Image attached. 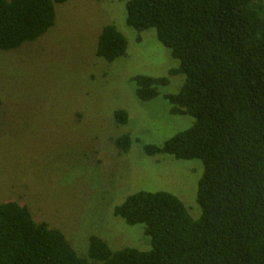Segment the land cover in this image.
<instances>
[{"label": "trees", "instance_id": "16d2710c", "mask_svg": "<svg viewBox=\"0 0 264 264\" xmlns=\"http://www.w3.org/2000/svg\"><path fill=\"white\" fill-rule=\"evenodd\" d=\"M69 1L0 0V51L44 36L55 24V5ZM125 25L137 33L154 29L178 62L168 73L179 78L177 92L164 99L172 114L194 122L143 152L201 162L200 218L171 194L137 191L113 207V216L143 225L150 248L114 252L90 236L81 257L60 230L7 201L0 204V264H264V0H129ZM126 52V39L105 26L96 57L112 63ZM132 82L147 101L169 79ZM114 118L128 120L125 111ZM114 142L123 154L132 144L127 135Z\"/></svg>", "mask_w": 264, "mask_h": 264}, {"label": "rangeland", "instance_id": "374dc122", "mask_svg": "<svg viewBox=\"0 0 264 264\" xmlns=\"http://www.w3.org/2000/svg\"><path fill=\"white\" fill-rule=\"evenodd\" d=\"M128 1L55 5V24L44 36L0 51V204L25 206L37 223L60 230L81 257L90 236L114 252L150 248L143 225L126 226L113 216V207L128 194L165 192L194 220L201 215V162L143 152L194 120L171 113L164 95L177 92L173 79L179 78L168 73L178 62L154 29L137 33L125 25ZM108 25L127 41L126 55L112 63L95 55ZM136 76L167 77L169 84L140 101ZM117 111L127 113L126 124L116 122ZM125 135L132 144L123 154L114 141Z\"/></svg>", "mask_w": 264, "mask_h": 264}]
</instances>
